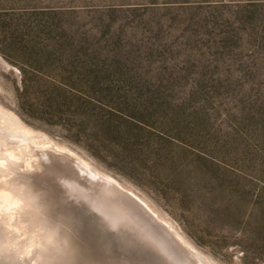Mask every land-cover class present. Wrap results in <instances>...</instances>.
I'll return each instance as SVG.
<instances>
[{"label":"rangeland","instance_id":"374dc122","mask_svg":"<svg viewBox=\"0 0 264 264\" xmlns=\"http://www.w3.org/2000/svg\"><path fill=\"white\" fill-rule=\"evenodd\" d=\"M63 158L199 264H264V0H0V264H130L85 248Z\"/></svg>","mask_w":264,"mask_h":264},{"label":"water","instance_id":"95a60500","mask_svg":"<svg viewBox=\"0 0 264 264\" xmlns=\"http://www.w3.org/2000/svg\"><path fill=\"white\" fill-rule=\"evenodd\" d=\"M69 184L66 182L64 187L61 184L56 185V191L60 193L59 202L63 204L70 202L68 211L72 210L70 214L72 213L74 218V229L77 234L92 244L91 251L93 253L99 254L105 251L118 256V258L124 256L130 264H180L173 259V256L179 257V252L175 249L173 241L170 242L174 234L172 230H168L173 233L171 236L161 227L150 222V219L147 223L141 218L142 222H138L137 225L125 223V225L119 226L116 223V218L112 219L110 212L108 215L102 207L87 206L81 197L72 193ZM136 218L138 217L136 216ZM147 224L152 229L142 230ZM154 226L158 228L159 233Z\"/></svg>","mask_w":264,"mask_h":264},{"label":"bare ground","instance_id":"6f19581e","mask_svg":"<svg viewBox=\"0 0 264 264\" xmlns=\"http://www.w3.org/2000/svg\"><path fill=\"white\" fill-rule=\"evenodd\" d=\"M63 159L65 166L68 167L64 171L70 172L69 174L64 173L63 176L64 177L69 176L68 179L71 180L70 182L71 184L69 185L71 189L73 188L72 193L76 194V196H78L79 198L81 197V199H83L85 203L88 204V206H91V203L93 202H95L96 205L101 206V204L105 205L107 204V202L109 203V201H112V203L118 205L117 209L119 208L122 209L123 207L122 210H126V212L129 211L130 215L132 214L133 211L134 214L138 217L137 219L141 218L143 221H147V223L150 219V222H152L154 225L158 227H161V229H163L166 233H169L171 235L172 232L168 231L171 229L167 225L162 223L161 220H159L155 215H153L147 209V207L144 204H142L138 199H136L132 194L124 191L118 185L114 184L110 179L100 176L98 173L90 170L89 168L80 165L78 163H71L67 161V159L65 158ZM108 194H111L110 196L112 198L111 197L108 198L107 197ZM123 219H125L126 223H132L126 213H122V215L120 216V220L122 221ZM146 228L150 229L151 227L149 224H147L145 229ZM155 229L158 230L157 227H155ZM80 238L83 241L85 248L88 249L89 253L93 256H96L97 253H93L91 251L92 244H90L89 241H87V239H85L81 235ZM171 238H170L171 239L170 242L173 241V243L177 244L178 245L177 248L180 250V252H182L186 256L187 259L189 258L191 260V263L199 264V261L204 260L202 256L192 251L191 250L192 248L190 249L187 246V244L184 242V240H182L177 236L175 237L172 236ZM99 254L102 255V253ZM206 262L207 264H209L208 261Z\"/></svg>","mask_w":264,"mask_h":264}]
</instances>
